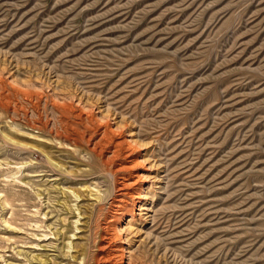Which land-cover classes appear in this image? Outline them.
I'll return each instance as SVG.
<instances>
[{"label":"rangeland","instance_id":"obj_1","mask_svg":"<svg viewBox=\"0 0 264 264\" xmlns=\"http://www.w3.org/2000/svg\"><path fill=\"white\" fill-rule=\"evenodd\" d=\"M121 263L264 264V0H0V264Z\"/></svg>","mask_w":264,"mask_h":264},{"label":"bare ground","instance_id":"obj_2","mask_svg":"<svg viewBox=\"0 0 264 264\" xmlns=\"http://www.w3.org/2000/svg\"><path fill=\"white\" fill-rule=\"evenodd\" d=\"M70 142H71V141H70ZM77 196H78V195H77ZM133 196H134V195H133ZM136 196H138V197H141V196H143V195H142V192H141V191H139V192L137 193V195H136ZM131 198H132V197H131ZM140 199H141V198H140ZM126 208H127V207H125V206H124V209H126ZM124 209H123V210H124ZM122 214H123V216H124V215L126 214V212H125V211H123V213H122ZM116 229H117V228H116ZM139 245H140V244H139ZM117 249H118V248H117ZM119 250H121V251H124L125 249H124L123 247H121ZM80 251H82V249H81ZM81 253H82V252H81ZM121 253H122V252H121ZM122 255H123V254H122ZM131 256H132V255H131ZM131 256H130V257H131ZM130 257H129V258H130ZM121 264H124V263H121Z\"/></svg>","mask_w":264,"mask_h":264}]
</instances>
